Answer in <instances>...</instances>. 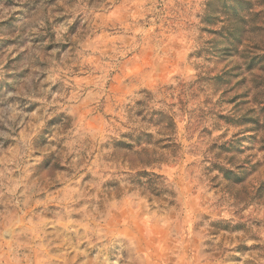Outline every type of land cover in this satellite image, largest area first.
<instances>
[{"label": "rangeland", "instance_id": "1", "mask_svg": "<svg viewBox=\"0 0 264 264\" xmlns=\"http://www.w3.org/2000/svg\"><path fill=\"white\" fill-rule=\"evenodd\" d=\"M0 264H264V0H0Z\"/></svg>", "mask_w": 264, "mask_h": 264}]
</instances>
